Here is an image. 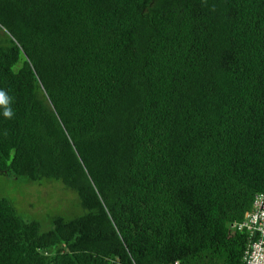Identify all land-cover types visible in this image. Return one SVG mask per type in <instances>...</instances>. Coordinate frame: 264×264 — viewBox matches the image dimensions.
I'll return each instance as SVG.
<instances>
[{
    "label": "trees",
    "instance_id": "trees-1",
    "mask_svg": "<svg viewBox=\"0 0 264 264\" xmlns=\"http://www.w3.org/2000/svg\"><path fill=\"white\" fill-rule=\"evenodd\" d=\"M0 264H244L264 194V0H0Z\"/></svg>",
    "mask_w": 264,
    "mask_h": 264
},
{
    "label": "rangeland",
    "instance_id": "rangeland-1",
    "mask_svg": "<svg viewBox=\"0 0 264 264\" xmlns=\"http://www.w3.org/2000/svg\"><path fill=\"white\" fill-rule=\"evenodd\" d=\"M0 199L11 201L23 220L38 222L42 232L53 229L56 217L70 220L85 213L78 195L54 181L33 183L0 175Z\"/></svg>",
    "mask_w": 264,
    "mask_h": 264
},
{
    "label": "built area",
    "instance_id": "built-area-1",
    "mask_svg": "<svg viewBox=\"0 0 264 264\" xmlns=\"http://www.w3.org/2000/svg\"><path fill=\"white\" fill-rule=\"evenodd\" d=\"M232 228L248 235L244 264H264V194L255 197L252 209L242 222H233ZM174 264L182 263L177 261Z\"/></svg>",
    "mask_w": 264,
    "mask_h": 264
}]
</instances>
